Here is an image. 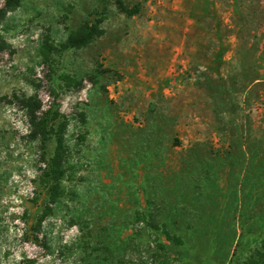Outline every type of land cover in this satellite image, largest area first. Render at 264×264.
Returning <instances> with one entry per match:
<instances>
[{
  "label": "rangeland",
  "instance_id": "obj_1",
  "mask_svg": "<svg viewBox=\"0 0 264 264\" xmlns=\"http://www.w3.org/2000/svg\"><path fill=\"white\" fill-rule=\"evenodd\" d=\"M4 1L0 264H264V0Z\"/></svg>",
  "mask_w": 264,
  "mask_h": 264
},
{
  "label": "trees",
  "instance_id": "obj_2",
  "mask_svg": "<svg viewBox=\"0 0 264 264\" xmlns=\"http://www.w3.org/2000/svg\"><path fill=\"white\" fill-rule=\"evenodd\" d=\"M20 0H5L4 1V6L5 8H13L19 5ZM119 8L121 10H123V6L120 3L119 4ZM124 11V10H123ZM101 34V30L97 29V28H89L87 24H83L81 26V28L79 29V31L77 32L76 35H73L71 37L68 38V45L70 47H79L84 45L85 43H87L88 41H90L92 38L99 36ZM25 107H30L29 105H26ZM29 117H30V121L33 125H35L34 123V119H35V115L29 111ZM43 130H41L39 132V130L36 132L35 137L38 135H42ZM61 138L58 139V147L56 149V153H55V157L53 160V173H59V167L61 166V163L63 161V152H62V142H61ZM54 179L57 180V176H54ZM166 237H169L168 234H165ZM179 245V242L177 243ZM162 247V246H161ZM163 248V247H162ZM259 250H256V253L251 255L249 257V259L244 263V264H262L261 262V255L260 253H258Z\"/></svg>",
  "mask_w": 264,
  "mask_h": 264
}]
</instances>
